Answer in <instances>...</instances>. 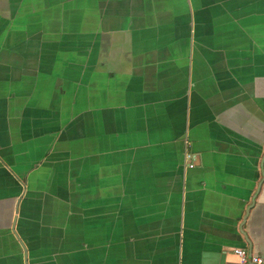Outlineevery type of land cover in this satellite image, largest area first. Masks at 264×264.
<instances>
[{"label": "crops", "instance_id": "0c3cea01", "mask_svg": "<svg viewBox=\"0 0 264 264\" xmlns=\"http://www.w3.org/2000/svg\"><path fill=\"white\" fill-rule=\"evenodd\" d=\"M235 247L264 264V0H0V264Z\"/></svg>", "mask_w": 264, "mask_h": 264}, {"label": "built area", "instance_id": "2783aa9c", "mask_svg": "<svg viewBox=\"0 0 264 264\" xmlns=\"http://www.w3.org/2000/svg\"><path fill=\"white\" fill-rule=\"evenodd\" d=\"M185 158H189V154L185 155ZM191 166V163H188ZM232 252L236 255L239 264H263V258L259 255L249 254L242 247H235Z\"/></svg>", "mask_w": 264, "mask_h": 264}]
</instances>
